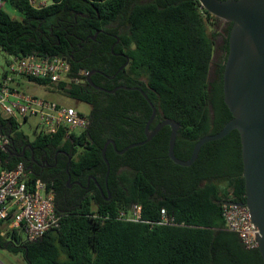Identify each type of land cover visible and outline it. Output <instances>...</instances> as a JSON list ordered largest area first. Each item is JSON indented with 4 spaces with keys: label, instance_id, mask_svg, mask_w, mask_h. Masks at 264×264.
<instances>
[{
    "label": "trees",
    "instance_id": "obj_1",
    "mask_svg": "<svg viewBox=\"0 0 264 264\" xmlns=\"http://www.w3.org/2000/svg\"><path fill=\"white\" fill-rule=\"evenodd\" d=\"M31 1L39 0H3L0 48L20 59L38 55L68 61L67 80L28 79L92 110L86 131L68 136L61 127L55 134L38 133L33 141L19 132L22 121L0 116V130L11 139L9 151L0 154L3 169L24 163L32 172L30 183L41 180L55 189L62 215L61 227L37 242H23L17 230L9 232V240L0 232V247L21 252L28 264H264L259 250H247L238 234L226 230L222 216L223 202L246 200L240 133L204 145L189 167L169 158L170 127L148 144L118 154L146 140L152 109L138 91L103 94L81 75L92 73L91 80L100 85L96 71L112 75L128 63L119 77L127 87H141L156 106L151 128L164 120L180 124L175 154L188 161L201 138L217 134L233 119L223 82L232 24L225 23L216 55L217 32L210 27L220 19L198 0H51L40 8ZM117 41L115 54H125L119 60L111 51ZM110 140L117 148L109 144L106 150L111 199L93 183V193L76 186L78 195L70 198L67 171L83 184L93 175L104 185L102 152ZM58 152L65 163L70 158L61 176H50L60 170L43 172L31 159L35 154L53 160ZM135 204L142 207L144 222L119 218ZM162 209L182 226L159 225Z\"/></svg>",
    "mask_w": 264,
    "mask_h": 264
},
{
    "label": "built area",
    "instance_id": "obj_2",
    "mask_svg": "<svg viewBox=\"0 0 264 264\" xmlns=\"http://www.w3.org/2000/svg\"><path fill=\"white\" fill-rule=\"evenodd\" d=\"M31 3L36 8L47 5L46 2L39 5L37 1ZM3 6L4 2L0 0V8ZM69 71V62L56 56L11 57L8 74L2 78L0 85V116L16 121L37 117V128L43 135L55 134L61 127L66 129L68 136L86 131L90 125L89 117L74 107L26 94L13 85L14 77L39 78L58 83L67 80ZM81 75L87 76L88 73L82 72ZM10 146L9 135L0 130V154L8 152ZM31 174L24 163H19L12 170L3 169L0 158V225H7L10 231L17 230L20 235H25L26 242H37L61 227L62 215L56 208L55 189L41 180L30 183ZM222 216L226 230L238 234L247 250L259 249V229L253 223L246 205L233 200L223 202ZM119 218L142 223V207L135 204L129 214L120 212ZM158 224L182 226L165 209L161 210Z\"/></svg>",
    "mask_w": 264,
    "mask_h": 264
},
{
    "label": "water",
    "instance_id": "obj_3",
    "mask_svg": "<svg viewBox=\"0 0 264 264\" xmlns=\"http://www.w3.org/2000/svg\"><path fill=\"white\" fill-rule=\"evenodd\" d=\"M198 1L212 16L232 24L223 82L225 103L233 119L217 134L201 138L195 145L191 158L184 161L175 154L180 124L174 120H164L149 131L157 118L156 106L141 87H121L140 92L150 105L152 114L146 125V140L117 152L124 154L130 149L144 146L163 128L170 127L169 158L179 166L189 167L198 159L204 145L222 140L233 131H238L241 136L246 191V200L242 205L248 207L252 221L259 229L258 250L264 260V0ZM126 66L127 64L120 71ZM91 75L92 73L88 74L87 81L93 85ZM109 144L116 149L113 140L108 141L103 149L102 155L107 165L106 178L110 175V163L106 157Z\"/></svg>",
    "mask_w": 264,
    "mask_h": 264
},
{
    "label": "rangeland",
    "instance_id": "obj_4",
    "mask_svg": "<svg viewBox=\"0 0 264 264\" xmlns=\"http://www.w3.org/2000/svg\"><path fill=\"white\" fill-rule=\"evenodd\" d=\"M42 2H46L48 5L52 4L51 0H39L37 1V5ZM7 11L9 14L16 19H21V14L18 11L8 7ZM213 26L210 27V32H217V36L215 37L216 43V55L220 54V47L223 45V30L225 28V23L222 20L212 22ZM11 61V57L8 56L1 48H0V83L2 81V76L4 71L9 70V64ZM212 67L211 77L213 76ZM18 90L24 92L29 95H33L40 99H46L67 107H74L79 112L86 116H90L91 114V106L89 104L79 102L69 96H66L61 93H57L53 91L52 87H45L43 85H39L38 83L31 81L28 78L18 77L16 82L13 84ZM22 121V125L18 128L19 132L23 133L30 141H33L39 133L37 125L39 124V119L37 117H31L28 121ZM31 171L30 169H28ZM10 228L7 225H4L0 228L1 236L9 240V232ZM23 238V242H25V235H21ZM0 264H28L23 254L20 252L18 254L11 252L5 248L0 247Z\"/></svg>",
    "mask_w": 264,
    "mask_h": 264
},
{
    "label": "flooded vegetation",
    "instance_id": "obj_5",
    "mask_svg": "<svg viewBox=\"0 0 264 264\" xmlns=\"http://www.w3.org/2000/svg\"><path fill=\"white\" fill-rule=\"evenodd\" d=\"M117 44L118 43H116V44H114L112 46V50L111 51H112V53L114 54V56H115V58L117 60H119L121 58L123 59L125 54H115L114 48L118 46ZM126 64H128V63H125L120 68H117L116 72L113 73L112 75H107V74H105V73H103L101 71H96V73H94V74L99 76V78H97V79L99 80L100 85H96L92 80H91V82L93 83V85L95 87L100 88V90L96 89L92 84H90V83L89 84L93 88H95L97 91H99V92H101L103 94H105V93H114L117 90H120L121 87H127L126 86V83H127L126 80H123L121 77H119L120 76V72L124 68L121 71H120V69L122 67H124ZM111 67L113 69H115L117 67V62L116 63H112ZM109 88H112V90H110ZM153 129L154 128H151V126H150L149 131H152ZM145 131H146V128H145ZM119 152H121V151H119ZM24 155H25V152L23 153L22 156H24ZM58 155H59V152L53 157V160H50L49 158L45 159L44 156L43 157H39V159H38V158L35 157V154H33L31 156V159L33 160V163L36 164L43 172H55V171L60 170V172L58 174H56V173L50 174V176L54 175L56 177L57 175H59V176L62 175V170L63 169H66V171H67V165H68V163L70 161V158H69V161L67 163H65L63 157H61L59 159ZM40 161H42V162H40ZM67 174H68V180L66 181V188L68 190L67 194H68V196L70 198L75 197V196L78 195V192H77V190L75 188L76 186H78L82 190H84V193L91 194V193H93V184H94L96 187H98V189H99L100 193L102 194V196H105V193H108V199H111L112 196H111V191H110L109 177L105 178L104 185L102 186L97 181L96 177L93 176V175H88V177L85 180L86 184H83L79 180L73 179L71 177V175L68 173V171H67ZM46 175H48V174H46Z\"/></svg>",
    "mask_w": 264,
    "mask_h": 264
},
{
    "label": "crops",
    "instance_id": "obj_6",
    "mask_svg": "<svg viewBox=\"0 0 264 264\" xmlns=\"http://www.w3.org/2000/svg\"><path fill=\"white\" fill-rule=\"evenodd\" d=\"M13 17V16H12ZM13 18H15V17H13ZM16 19V18H15Z\"/></svg>",
    "mask_w": 264,
    "mask_h": 264
}]
</instances>
